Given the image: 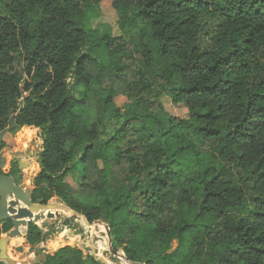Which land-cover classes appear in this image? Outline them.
Instances as JSON below:
<instances>
[{"label":"trees","instance_id":"1","mask_svg":"<svg viewBox=\"0 0 264 264\" xmlns=\"http://www.w3.org/2000/svg\"><path fill=\"white\" fill-rule=\"evenodd\" d=\"M101 1L0 0V131L24 98L10 133L43 136L32 201L105 220L132 263L264 264V0H115L124 34L97 40L108 64L94 76L86 22ZM76 166L88 201L66 182ZM11 228L0 220V236ZM26 238L44 234L30 222ZM35 264L101 262L66 246Z\"/></svg>","mask_w":264,"mask_h":264},{"label":"rangeland","instance_id":"2","mask_svg":"<svg viewBox=\"0 0 264 264\" xmlns=\"http://www.w3.org/2000/svg\"><path fill=\"white\" fill-rule=\"evenodd\" d=\"M114 2L115 0H102L99 4L88 9L86 29L91 38L84 53L91 55L94 60L89 65V71L94 76L99 72L101 65L108 64V52L98 44L97 40L108 34L114 36L124 34L119 21V12L113 5ZM114 84L121 89L125 87L126 82L121 79L118 82L115 81ZM105 85H111V80L106 79ZM69 87L75 97L86 101V104L79 106L78 112L84 116H91L90 111L97 107L96 99L89 97L90 92L86 87L75 84L74 76L70 78ZM157 98L170 114L179 118L188 116V109L183 104H174L166 94H158ZM115 102L119 107H122L124 113L129 108L130 100L121 93L115 97ZM27 128L23 127L15 134H11V131L6 134L0 149V155L6 158V163L0 170L3 171L4 175L11 177L16 186L24 189L31 197L35 187V177L39 172V153L42 150L43 136L40 129H37L35 135H32ZM109 130H112V125L109 126ZM21 133L26 138V143L20 137ZM85 174L82 166H76L66 177V182L77 191V196L80 199L88 201L93 198L94 194L88 189L82 188ZM53 202L63 204L56 195L48 204ZM38 203L40 204V202ZM51 212L50 217L39 221L37 224L43 231V241L37 245H30L26 238L28 227H24L22 230L23 237L10 239L7 248L9 257L21 264L43 263L47 255H54L59 249L70 246L80 249L86 256L95 257L101 264H140L128 261L124 256L125 252L122 247L114 250L109 245L106 231L108 224L105 220L101 219L89 225L80 215L71 211L55 210ZM64 215H68L66 221H63ZM44 221L46 226H42ZM76 223H80L83 228L78 229L75 226ZM66 229L70 230L67 231ZM177 245L178 242L174 241L172 249H175ZM17 247H24V249L17 251Z\"/></svg>","mask_w":264,"mask_h":264},{"label":"water","instance_id":"3","mask_svg":"<svg viewBox=\"0 0 264 264\" xmlns=\"http://www.w3.org/2000/svg\"><path fill=\"white\" fill-rule=\"evenodd\" d=\"M20 110L12 115L8 122V127L0 131V149L3 146V142L7 133L12 131L16 125V118L20 114L24 106V98L19 101ZM6 163V158L0 155V168H2ZM22 166H25L22 164ZM17 196L24 197L30 207H19ZM59 200L63 202L62 198L59 197ZM54 203V202H53ZM52 203L39 204L34 203L32 198L25 192L21 187H17L13 179L4 174L0 175V220L1 221H11L12 228L8 232L0 236V261L7 262L8 264H21L16 260H13L9 257L7 253L8 245L10 244V239L13 237H23L22 230L24 227H28L30 222L38 224L39 221L44 220L52 215L49 207ZM63 205L75 214L80 215L83 219L86 220L89 225L87 218L73 209H71L66 203L63 202ZM44 208L43 211H39V208ZM24 219V220H23ZM68 219V215L63 216V221ZM96 222V221H95ZM94 223V222H93ZM42 226H46V222H42ZM78 229H82L80 223L75 225ZM107 237L109 240V245L112 247V235L109 226L106 227ZM24 247H17V251H23ZM125 256V255H124ZM126 258V256H125ZM127 259V258H126Z\"/></svg>","mask_w":264,"mask_h":264},{"label":"bare ground","instance_id":"4","mask_svg":"<svg viewBox=\"0 0 264 264\" xmlns=\"http://www.w3.org/2000/svg\"><path fill=\"white\" fill-rule=\"evenodd\" d=\"M28 131L30 132V134L32 135H35L36 133V129L33 128V127H28L27 128ZM20 137H22V140L24 143H26V138L23 137V133H21ZM16 199H18V206L19 207H25V208H28L30 207L28 201L24 198V197H20V196H17ZM50 211H55V210H58V211H68V209L63 205V204H58V203H52V205L49 207ZM39 211H43L44 208H39L38 209ZM24 220V219H23ZM99 241V240H98ZM100 245V244H99ZM104 245V244H103ZM112 263V262H111Z\"/></svg>","mask_w":264,"mask_h":264},{"label":"crops","instance_id":"5","mask_svg":"<svg viewBox=\"0 0 264 264\" xmlns=\"http://www.w3.org/2000/svg\"><path fill=\"white\" fill-rule=\"evenodd\" d=\"M25 127H33V126H25ZM33 128H35V127H33ZM36 130H37V128H35Z\"/></svg>","mask_w":264,"mask_h":264},{"label":"built area","instance_id":"6","mask_svg":"<svg viewBox=\"0 0 264 264\" xmlns=\"http://www.w3.org/2000/svg\"><path fill=\"white\" fill-rule=\"evenodd\" d=\"M67 231H69L70 229H66Z\"/></svg>","mask_w":264,"mask_h":264},{"label":"flooded vegetation","instance_id":"7","mask_svg":"<svg viewBox=\"0 0 264 264\" xmlns=\"http://www.w3.org/2000/svg\"><path fill=\"white\" fill-rule=\"evenodd\" d=\"M3 172V171H2ZM3 173H0V175H2Z\"/></svg>","mask_w":264,"mask_h":264}]
</instances>
